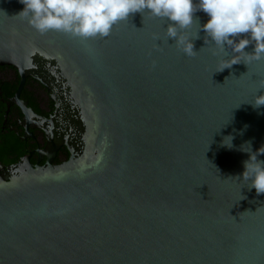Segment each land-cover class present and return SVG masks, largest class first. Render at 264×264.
Here are the masks:
<instances>
[{
	"label": "water",
	"instance_id": "1",
	"mask_svg": "<svg viewBox=\"0 0 264 264\" xmlns=\"http://www.w3.org/2000/svg\"><path fill=\"white\" fill-rule=\"evenodd\" d=\"M23 7L0 0V66L18 71L19 91L42 85L55 111L37 122L46 164L0 179V264H264V194L232 178L245 142L264 145V106L242 103L264 60L215 72L230 50L201 31L185 56L146 13L106 38L41 34ZM60 147L69 158L52 166Z\"/></svg>",
	"mask_w": 264,
	"mask_h": 264
},
{
	"label": "clouds",
	"instance_id": "2",
	"mask_svg": "<svg viewBox=\"0 0 264 264\" xmlns=\"http://www.w3.org/2000/svg\"><path fill=\"white\" fill-rule=\"evenodd\" d=\"M23 9L18 15L39 33L50 31L70 34L83 39L106 38L113 27L126 21L130 14H149L167 21L166 37L188 57L195 52L193 40L200 38L212 44L219 53L231 51V56L219 63L215 72H221L232 65L264 60V0H19ZM203 12L207 21L200 23L195 14ZM193 25L195 35H189ZM154 39H159L154 37ZM251 46V51L246 48ZM216 54V53H214ZM256 93L250 104L253 109L264 106V80L257 82ZM241 104V103H240ZM239 104V105H240ZM239 107V106H238ZM237 108V107H236ZM234 137L223 138L222 146L233 148ZM241 150L248 154L243 162V172L236 177L249 191L264 194V145L255 151L251 142H245ZM241 195V192H240ZM242 199L245 197L242 196Z\"/></svg>",
	"mask_w": 264,
	"mask_h": 264
},
{
	"label": "flooded vegetation",
	"instance_id": "3",
	"mask_svg": "<svg viewBox=\"0 0 264 264\" xmlns=\"http://www.w3.org/2000/svg\"><path fill=\"white\" fill-rule=\"evenodd\" d=\"M20 84L16 69L0 66V179L4 180L11 179L10 169L21 163L43 167L48 160L49 141L37 122L52 118L54 102L32 78H26L19 91ZM68 158L67 149L60 147L51 165H61Z\"/></svg>",
	"mask_w": 264,
	"mask_h": 264
}]
</instances>
